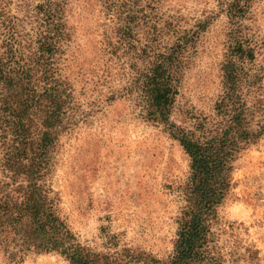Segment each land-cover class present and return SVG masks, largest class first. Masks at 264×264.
Segmentation results:
<instances>
[{
    "label": "rangeland",
    "instance_id": "obj_1",
    "mask_svg": "<svg viewBox=\"0 0 264 264\" xmlns=\"http://www.w3.org/2000/svg\"><path fill=\"white\" fill-rule=\"evenodd\" d=\"M44 1L0 0V27L4 19L25 18ZM48 1L66 25L60 64L80 106L78 122L59 138L48 176L58 212L95 254L164 258L173 249L185 203L189 157L160 125L142 119L128 97L107 98L123 82L121 63L104 40L113 17L103 0ZM133 5L149 20L198 31L172 117L179 122L186 112L212 114L234 33L218 1L134 0ZM238 30L254 49L242 71L251 76L246 97L252 122L263 129L232 162L231 187L217 208L214 231L222 264H264V0L252 1ZM0 264L70 263L55 252H31L17 262L0 253Z\"/></svg>",
    "mask_w": 264,
    "mask_h": 264
},
{
    "label": "trees",
    "instance_id": "obj_2",
    "mask_svg": "<svg viewBox=\"0 0 264 264\" xmlns=\"http://www.w3.org/2000/svg\"><path fill=\"white\" fill-rule=\"evenodd\" d=\"M233 25L223 63L222 93L209 115L176 109L179 85L198 31L171 21L149 20L134 0H103L113 17L104 32L108 52L121 63L123 84L109 100L128 97L145 121L160 125L189 157L184 205L172 251L164 258L143 253L100 256L83 245L61 217L48 181L60 136L79 120L80 106L63 73L60 54L68 33L52 1L0 27V253L21 261L28 253L55 252L70 264H222L214 225L231 187L236 155L262 133L254 127L246 95L254 58L240 33L253 0H217ZM159 23H162L158 25ZM143 28V40L139 32Z\"/></svg>",
    "mask_w": 264,
    "mask_h": 264
}]
</instances>
